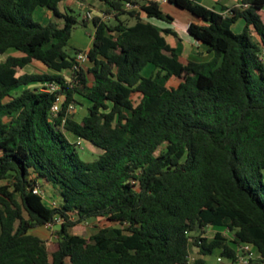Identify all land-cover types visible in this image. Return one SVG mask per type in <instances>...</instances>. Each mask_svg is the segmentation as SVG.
I'll return each instance as SVG.
<instances>
[{
  "label": "trees",
  "instance_id": "1",
  "mask_svg": "<svg viewBox=\"0 0 264 264\" xmlns=\"http://www.w3.org/2000/svg\"><path fill=\"white\" fill-rule=\"evenodd\" d=\"M63 1L0 0V264H209L213 252L234 264L242 243L264 264V0L226 15L169 0L199 18L186 32L212 61L169 43L178 34L150 19L173 18L153 0H101L112 21H79ZM39 6L53 12L46 24ZM79 22L94 29L85 63L67 48ZM34 62L45 70L26 71ZM83 100L77 119L70 105ZM65 130L100 155L84 160ZM37 184L58 188V204ZM98 217L119 225L72 231ZM47 222L59 223L51 244L32 231Z\"/></svg>",
  "mask_w": 264,
  "mask_h": 264
},
{
  "label": "rangeland",
  "instance_id": "2",
  "mask_svg": "<svg viewBox=\"0 0 264 264\" xmlns=\"http://www.w3.org/2000/svg\"><path fill=\"white\" fill-rule=\"evenodd\" d=\"M163 10L166 11V9H170L171 10V15H173L172 17L175 19L176 22H179L180 24L183 23V21L187 18V16H189V14L192 15V13L186 9H178L180 7H176V6H171L169 4H164L163 6ZM74 9V13L78 16L79 21L82 20V17L84 16V14H87V11H85L84 9L78 7L76 4L73 6ZM105 14L108 15L107 10L105 9ZM113 16L109 17V19H111ZM144 18H147L145 15H143ZM34 19L37 21H42L39 17H38V13H34ZM59 21L62 22V20L59 19ZM129 23L133 24L134 20L133 19H129L128 20ZM152 21L157 24L160 25L162 20H158L153 18ZM93 34H94V29L93 26L91 24L88 25H83L82 23H78L77 26L73 29L72 32V37L70 39L69 45H68V50L71 53L75 52V49H80L83 51H86L88 47L92 46V41H93ZM10 52H14V50H11ZM6 55H1L0 54V62L4 61ZM202 61H212L214 59V55L213 53H204L203 55L200 56ZM37 66H33V67H28L26 68V71L29 72H33L36 71ZM24 70H21L20 72H22ZM148 69L144 70V74H147ZM178 83V80L176 79H172L168 82L169 85H176ZM133 98L135 100L139 99V93L135 92L133 94ZM83 104L81 103H75L73 107H71V112L72 114L77 118V119H82V117L84 116L85 113L88 112V101L87 100H83ZM66 135L68 136V138L77 143V149L79 151L80 156L84 159V160H93L96 157H98L101 153V148H99L98 146L92 144L90 141L81 138L80 136L74 134L72 131L69 130H65ZM43 189V192L45 195L48 196L49 199L51 198H56L58 197V188L57 189H53V187H51L50 185H42L41 186ZM110 223H114L119 225L118 222H113L111 220H109L106 217H98V218H94V219H89V220H84L81 221L77 224H75L72 227V231L73 232H77V233H81V234H86V235H91L92 233H94L100 226L103 225H107ZM59 227V223H55L52 224L50 226H40L37 227L35 229H33L32 231L39 234L44 240L47 241L48 244H51L54 240H56L57 238V232L56 230ZM226 230H228L227 228H225ZM215 233V228L213 227H209L207 234L212 236ZM227 235L230 236V231L228 230V232L226 233ZM218 252H213L211 254H208L206 257L208 259L209 262L214 261L216 264H226L225 262H231L230 258L228 257H222L218 258L217 256Z\"/></svg>",
  "mask_w": 264,
  "mask_h": 264
},
{
  "label": "crops",
  "instance_id": "3",
  "mask_svg": "<svg viewBox=\"0 0 264 264\" xmlns=\"http://www.w3.org/2000/svg\"><path fill=\"white\" fill-rule=\"evenodd\" d=\"M195 1L202 3L203 5L209 8L215 9L217 11H224L228 8L242 5V0H195ZM75 4L78 7L87 11V13L90 12L93 16H96V15L101 16V14L105 12V9L106 10L108 9V6L105 4V2L101 0H64L59 5V8L61 11H65L67 8L73 9V6ZM164 4H169L171 6L178 7L177 5L168 1V2L160 4V7L162 10H163L162 6ZM178 9H181V8H178ZM36 12L38 13V17L42 20L40 22H42L43 24L48 23L53 18L52 10L46 7L39 6L36 8L34 13ZM164 12L169 14L170 16H173L171 15L170 9H166V11ZM85 16L86 14H84L82 18H85ZM152 19L150 20L152 21ZM192 22H200V20L198 17L194 16L193 14L192 15L189 14V16H187V18L181 24L179 22H176L175 19L173 18V21L171 23L162 21L159 26L171 28L173 31H175L178 34V38H176L172 34L169 35L168 41L172 46H179L182 56H184L187 59H191L193 61H202L200 59L201 58L200 56L203 55L204 53H210V52L208 51V47L205 44H203L200 40L194 39L187 34L186 29L188 28L189 24ZM245 25H246L245 19L241 18L236 23L233 24L232 28L235 32H242L245 28ZM255 36L259 38L257 35ZM89 48L90 47H88L87 50ZM11 50H14V49H10L8 53L14 54V55H21V52L14 50V52L12 53L10 52ZM33 64L37 66L38 69L45 70V67L40 65L38 62H34ZM147 69H148V72H151L152 66H148ZM211 227L215 228V231L218 229H221L224 231L225 234L228 232V230H226L225 228L217 226V225H212ZM225 263L231 264V262H225ZM209 264H216V263L214 261H211L209 262ZM234 264H237V263L235 262Z\"/></svg>",
  "mask_w": 264,
  "mask_h": 264
},
{
  "label": "built area",
  "instance_id": "4",
  "mask_svg": "<svg viewBox=\"0 0 264 264\" xmlns=\"http://www.w3.org/2000/svg\"><path fill=\"white\" fill-rule=\"evenodd\" d=\"M153 1L157 2L158 4H161V3L168 2L169 0H153ZM126 7L130 9V8L137 7V5L133 4L131 1H128V2H126ZM222 13L226 15V14H228V10H224V11H222ZM101 16L104 17L105 19H108L109 17L113 16V14H108L107 15V14H105V12H103L101 14ZM85 18L92 19L93 15L90 12H88L86 14ZM77 59L81 63H85L88 60L87 51L79 52L78 55H77ZM47 86H48L47 89H49V90H54V89L59 87V85H57L54 82L49 83ZM63 100H64V95L59 93L57 95L53 105H52V111L54 113H57L61 109V105H62ZM74 104H71L70 108L73 107ZM33 191L37 192V193H44L42 187L39 184L34 186ZM50 201H51V203L53 205L58 204V199L57 198H51ZM58 220H60V218H58ZM52 224H54V223L53 222H47L45 225L46 226H50ZM251 256H253V251H252L251 245L249 243H242L239 246L238 258H237L236 263L237 264H254L250 260Z\"/></svg>",
  "mask_w": 264,
  "mask_h": 264
}]
</instances>
